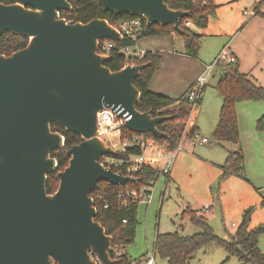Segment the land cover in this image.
Returning a JSON list of instances; mask_svg holds the SVG:
<instances>
[{
    "label": "water",
    "instance_id": "1",
    "mask_svg": "<svg viewBox=\"0 0 264 264\" xmlns=\"http://www.w3.org/2000/svg\"><path fill=\"white\" fill-rule=\"evenodd\" d=\"M0 3V37H24L25 47L0 55V264H118L111 258L112 238L96 222L91 192L100 181L115 186L138 179L103 167L100 159L116 152L96 136L97 114L115 113L136 134L167 138L157 125L172 116L152 117L136 106L134 82L148 64L111 71L99 41H122L106 20L67 23V0H9ZM115 16L143 19L146 25H173L188 14L171 10L165 0H97ZM78 135L81 142L66 150L67 166L59 184L47 194V176L57 169L52 152L65 139L51 125Z\"/></svg>",
    "mask_w": 264,
    "mask_h": 264
},
{
    "label": "trees",
    "instance_id": "2",
    "mask_svg": "<svg viewBox=\"0 0 264 264\" xmlns=\"http://www.w3.org/2000/svg\"><path fill=\"white\" fill-rule=\"evenodd\" d=\"M67 1L70 3L72 10L70 12L60 11V17L65 19L66 22L87 23L93 19H104L110 25L115 26L119 20L129 18L127 15L115 16L104 12L97 0ZM0 3L9 4L10 1L0 0ZM165 3L171 10H181L188 14L180 21L181 32H175L172 24L164 27L159 25L148 26L143 19H140L143 32L138 37V41L151 37H177L183 41L185 55L195 58L200 51L202 37L196 34L191 26L199 29L207 28L209 19L215 14L214 0H165ZM255 15H259L264 21V14L255 11ZM186 23H189V26H186ZM27 42L28 40L24 37L6 33L0 37V55L10 56L13 52L25 47ZM129 45H131V42L126 39L115 43V49L110 52L104 66L111 71H117L124 67L126 60L118 49ZM161 60L162 56L159 52L146 51L144 59L138 61L137 64H148V67L142 70L141 75L134 82L140 93L136 108L140 113L150 112L152 117L172 116L170 120L157 125V129L167 134L168 137L156 139L150 133L140 135L128 131L125 127L121 128V137L129 139L141 137L153 142L165 154H168L181 142L186 124L190 118L191 108L185 95L174 99L150 90V83L154 73L160 67ZM223 67V74L215 87L221 96L222 104L213 138L218 145L225 143L238 145L240 134L236 106L238 103L247 101L264 102V88L255 85L247 76L240 73L237 60L233 65H224ZM255 129L258 133H264V115L257 120ZM51 130L60 133L64 137L65 145L62 150L54 151L51 154L56 160L57 172L51 173L47 177L45 188L48 194H52L57 190L59 184L57 173L62 171L68 164V158L65 155L66 150L82 141L78 135L66 132L55 124L51 125ZM194 133L192 130L188 136L192 137ZM140 153L139 149H127L125 153H116L113 157L126 160L127 157L137 156ZM220 171L221 175L217 181L218 187L221 182L229 177L236 176L245 179V157L242 150L229 153L220 166ZM159 175L160 171L143 165L130 176L138 179L137 183L115 186L100 181L98 190L90 193L96 208L94 220L104 228L105 234L112 238L109 254L112 259L118 261V264H139L141 260L146 258L143 256L137 260H132L124 252L125 247L134 243L138 224V205L141 202L139 200L134 202L128 197V205L124 208L118 196L121 193L130 191H136L140 194L143 187L147 188L150 193V189L154 186ZM262 203L264 204V200ZM252 211L253 209L244 211L242 221L235 233L229 236L228 240H225L214 233L207 218L202 213L187 207L182 212L181 218L188 219L192 225L200 228L201 232L192 236H180L177 233L157 234L154 240V253L159 258L167 261V264H191L195 255L202 248L209 244H216L224 249L229 256L236 258L241 263L264 264V254L261 253L258 247L259 238L264 235V224L253 225L251 220ZM123 220L126 221L125 224L122 223ZM116 251L121 253L117 259H115Z\"/></svg>",
    "mask_w": 264,
    "mask_h": 264
},
{
    "label": "crops",
    "instance_id": "3",
    "mask_svg": "<svg viewBox=\"0 0 264 264\" xmlns=\"http://www.w3.org/2000/svg\"><path fill=\"white\" fill-rule=\"evenodd\" d=\"M214 4L216 6L215 14L209 19L207 28L199 29L191 26V29L202 37V46L195 57L198 60L193 63L194 65L186 63L192 66V69H190L191 73L182 83L178 92L175 91L174 82L178 78L177 71L180 69L181 63L177 62L176 56L172 54L173 51L171 52V47L175 44L176 37H165L160 38L159 41H151L152 43L150 44L154 46H140V42L143 39L138 41V45L143 51L159 52L162 56L160 67L154 73L150 83L152 92L174 99L179 98L177 93H180V97L184 96L193 85L195 79L202 73L204 67L213 63L220 51L225 47L236 58L240 73L247 76L255 85L261 87L257 81L260 76L264 78V21L259 15H255V11L264 14V0H214ZM246 12L247 15L244 14ZM156 38L159 37H151L149 39ZM204 42L206 46L203 45ZM181 46L184 47L183 41ZM223 66V64H219L214 68L211 79L215 77L218 80L220 79L224 70ZM193 69H195L194 72ZM249 102H241V104ZM201 103L202 105L204 104L202 98L199 105L191 110L190 118L181 140V151L176 156L169 174L163 175L160 172L154 186L150 189V202L146 203L145 206L147 209L148 206H154L157 203L161 204L169 184L172 187H176L177 193L182 192L186 195L185 201H187L192 210L198 212L194 205L202 206L204 204L198 212L203 215L212 212L216 201L220 211V217L217 220L222 224L221 228L218 226L219 229H223L224 234H227V236H223V239L228 240V235L235 233L242 221L244 211L248 209H253L251 220L254 226L264 224L263 198L259 195L263 187L257 186L256 188V183H254V180L259 182L261 175L258 172L259 168L250 171L249 166L250 157L253 156L259 160L264 157V133H258L254 124H252L250 129L245 127L248 130L241 132L240 129V143L238 145L228 143L218 145L215 143L213 147L207 138V144L199 145L188 135L192 130L198 135L200 133L196 117L201 113ZM262 111L264 113V110ZM261 115L263 116L264 114ZM218 117L219 114H216L211 131L210 128L204 129L202 126L200 127L201 133L213 136ZM239 150H242L245 157V179L236 176L229 177L219 185V193L212 195V187L218 184L217 181L221 175L220 166L224 163L229 153ZM147 155L150 156V153L147 152ZM164 165L165 157L157 156L154 169L161 171ZM161 176L165 178L164 182H162ZM259 183H263V181ZM259 187L260 190L258 189ZM202 209L204 210L203 212ZM211 218H207V220L212 228L215 229ZM157 234L159 233H156L155 236ZM125 254L128 255L127 253Z\"/></svg>",
    "mask_w": 264,
    "mask_h": 264
},
{
    "label": "rangeland",
    "instance_id": "4",
    "mask_svg": "<svg viewBox=\"0 0 264 264\" xmlns=\"http://www.w3.org/2000/svg\"><path fill=\"white\" fill-rule=\"evenodd\" d=\"M159 41L160 38L149 39L145 38L140 42V46H154L151 41ZM182 40L176 37L175 44L171 47V52L176 56L177 62L181 63L180 69L178 72V78L174 82L175 91H179L182 83H184L185 79L189 76L192 69L190 64L195 63L197 58H192L185 55L184 47L181 46ZM203 44V43H202ZM206 46L205 42L203 44ZM202 46V45H201ZM194 61V62H193ZM194 65V64H193ZM195 69H193V72ZM258 84L264 88V78L261 76L258 77ZM196 80V79H195ZM218 79L215 77L214 79H209L207 86L205 87L202 93V101L201 103V113L196 117L198 127H199V136L205 137L209 140L210 145L215 146V141L213 136L201 133L200 127L203 126L204 129L212 128V124L214 122V118L216 114H219L221 109V96L216 90V84ZM195 82V81H194ZM259 86V85H258ZM178 97H180V93ZM197 107V106H196ZM195 107V108H196ZM200 109V107H198ZM264 102H249L245 104H237L236 106V114H237V122H238V130L240 133L244 130H248L252 128V124L256 125L257 118L264 114ZM217 123V122H216ZM240 126V127H239ZM245 127H248L246 129ZM250 171L253 169L259 168V173L261 175L260 181L263 183H259L254 180L257 186L263 187L259 192L260 197L264 200V157L259 160L255 157H250L249 161ZM162 182L165 181V178L161 176ZM258 182V183H257ZM262 184V185H260ZM260 187L258 188L260 190ZM218 192V186L215 184L212 187V195H216ZM186 200V195L182 192L176 191V187H172L171 184L167 185L166 192L163 196V201L161 204L157 203L154 206H148L146 209L145 204L141 202L138 206V224L136 226L134 243L125 247L124 252L128 254L134 260L141 258L142 256L153 255V247H154V237L156 233L165 234V233H177L180 236H192L201 232V229L192 225L188 219H182L181 214L183 211L189 207ZM215 201L213 205V210L210 213L204 214L207 218H211L212 225L215 229H213L214 233L223 238V236H227L224 234L223 229H219L222 227V224L219 223L220 211L218 208V204ZM204 205V204H203ZM203 205H194V208L200 211ZM191 208V207H190ZM206 209V208H204ZM204 210L202 209V212ZM218 219V220H217ZM217 220V221H216ZM217 224V225H216ZM219 225V226H218ZM211 226V225H210ZM184 227V228H183ZM212 227V226H211ZM232 234L228 235L231 236ZM258 247L262 254H264V235L259 238ZM155 264H167V261L159 258V256L154 254ZM191 264H246L239 262L236 258L231 257L225 252L224 249L220 248L216 244H209L202 248L196 255Z\"/></svg>",
    "mask_w": 264,
    "mask_h": 264
},
{
    "label": "built area",
    "instance_id": "5",
    "mask_svg": "<svg viewBox=\"0 0 264 264\" xmlns=\"http://www.w3.org/2000/svg\"><path fill=\"white\" fill-rule=\"evenodd\" d=\"M244 14L247 15V12ZM67 23L71 22L67 21ZM186 26H189V23H186ZM113 27L121 34L122 40L126 39L131 42V45L120 47L118 49L126 60L125 65H137L138 61L144 59L146 53V51L140 49L138 45V37L143 32L140 18L129 17L121 19ZM113 49H115V42L103 40L98 43L97 53L100 56L108 57ZM235 62L236 58L228 50V48L225 47L220 51L213 63L204 67L202 73L196 78L193 85L185 93V97L189 101L191 110L198 106V102L202 98V93L211 78L214 68L219 64L233 65ZM123 124L124 121L116 119L113 111L104 108L97 114L96 136L103 140L105 144L111 147L116 153H125L127 149H139L141 153L137 156H129L126 160L115 159L113 156L103 157L100 161L103 167L109 168L115 173H121L123 176L130 177L143 165L151 168L153 167L154 169L157 156H164L165 165L160 172L163 175H168L176 156L181 151V142L171 153L165 154L153 142L145 140L141 137H134L131 139L121 137V128L124 127ZM192 139L199 145H205L208 143L206 138H201L197 133L192 135ZM147 152L150 153V156L147 155ZM128 197L134 202L138 200L147 204L150 202V193L145 187L140 190V194L136 191L119 194L118 198L124 208L128 205ZM105 208H107V206H105ZM122 223L125 224L126 221L123 220ZM154 254L155 253L153 251V255H148L145 259L141 260L139 264H155ZM120 255L121 253L116 251L115 259L120 257ZM91 258L96 261V264H101L95 255L92 254Z\"/></svg>",
    "mask_w": 264,
    "mask_h": 264
},
{
    "label": "flooded vegetation",
    "instance_id": "6",
    "mask_svg": "<svg viewBox=\"0 0 264 264\" xmlns=\"http://www.w3.org/2000/svg\"><path fill=\"white\" fill-rule=\"evenodd\" d=\"M55 172H57V169H56ZM59 172H60V171H59ZM59 172H58V173H59ZM53 173H54V172H53ZM58 173H57V174H58ZM47 177H48V176H47ZM57 177H58V176H57ZM58 180H59V179H58ZM46 181H47V180H46ZM45 185H46V184H45ZM47 194H48V193H47ZM52 194H53V193H52ZM50 261H51V264H56L52 259H50Z\"/></svg>",
    "mask_w": 264,
    "mask_h": 264
}]
</instances>
